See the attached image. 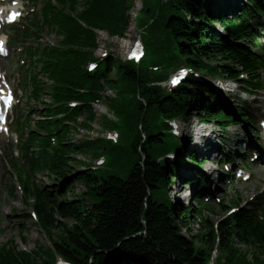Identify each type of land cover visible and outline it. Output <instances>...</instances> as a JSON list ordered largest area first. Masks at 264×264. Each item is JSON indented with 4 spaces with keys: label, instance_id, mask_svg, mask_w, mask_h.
<instances>
[{
    "label": "trees",
    "instance_id": "16d2710c",
    "mask_svg": "<svg viewBox=\"0 0 264 264\" xmlns=\"http://www.w3.org/2000/svg\"><path fill=\"white\" fill-rule=\"evenodd\" d=\"M218 1L157 0L150 7L144 0L145 13H152L150 20H154L150 25L149 19L138 23L146 57L137 65L111 55L89 73L87 63L96 60L94 51L99 46L94 30L125 37L133 0H44L42 19L37 14L35 21L41 20L42 29L55 30L59 40L32 56L41 55L37 61L54 83V103L77 100L82 105L72 111L46 106L40 113L45 119L22 142V148L31 153L30 160L14 165L25 204L33 201L39 225L52 247L39 243L36 250L27 252L11 240L0 246V264H56L57 255L72 264H209L214 259L215 264H264V220L258 219L256 204L231 214L239 203L233 201L229 207L225 202L204 204L209 211L218 210L221 219L214 221L199 210L200 228L195 230L190 210L175 205L167 195L168 179L175 184L179 175L167 167L163 157L171 150L183 156L186 151L163 119L184 118L193 111L200 121L214 123L224 133L231 124L251 119L247 109L228 108L210 85L205 87L193 76L168 93L158 84L164 78L155 76L150 67L183 64L203 76L240 84L244 80L239 76L248 74L254 84L244 83L246 88L264 81V48L250 23L264 15L262 0H235L236 8L228 15L217 10ZM32 25L40 35L42 30ZM28 32L24 37L32 36ZM32 81L39 100L43 82L37 76ZM106 87L117 93L114 106L120 122H111L108 129L120 130L119 143L104 138L76 143L70 137L53 148L51 136L67 130L71 136L73 123L83 116L95 117L93 104L104 101ZM78 152L93 153L95 158L107 155L109 162L100 171L71 170ZM190 154V162L202 167L205 161L195 152ZM184 168L192 171L190 166ZM39 173L54 178L51 190L35 183ZM190 176L195 193L207 188L201 171L193 170ZM77 182L85 185L86 192L69 199ZM11 188L13 196L17 189L13 184ZM19 216L25 223L31 218L28 212ZM27 230L24 227L22 232Z\"/></svg>",
    "mask_w": 264,
    "mask_h": 264
},
{
    "label": "rangeland",
    "instance_id": "374dc122",
    "mask_svg": "<svg viewBox=\"0 0 264 264\" xmlns=\"http://www.w3.org/2000/svg\"><path fill=\"white\" fill-rule=\"evenodd\" d=\"M148 5L150 7H154L156 5L157 0H147ZM145 4V6H144ZM146 3H144V0H133V8L128 12L130 16L132 17L131 25L127 31V36L123 40H118L117 38H101V36L98 38L99 40V49L95 52V57H100V52L103 50L102 48H108L110 51H113L116 53L117 56L124 59L125 55V46H130L133 42H135V39H138V35L140 34L142 36V32H140L137 27L139 22H145L147 19L150 20L152 17V13L148 16L145 13V7H147ZM147 11V10H146ZM154 20L149 21V25ZM15 28H23V25L14 26ZM220 28L219 26H217ZM14 32H11V38L14 36ZM42 41L37 42L35 40L24 42L27 48H37L39 45H56L58 41V36L52 32L51 29L45 30L42 32L41 35ZM132 40V41H129ZM15 51V50H14ZM16 53V51H15ZM26 59V58H25ZM10 62H13V60H10ZM3 66L5 69H7L9 76L11 77L12 81L15 82V84H18V74L17 71H23L21 70L20 65L16 64V67L11 68L9 66V63L7 61L3 62ZM88 68V67H87ZM24 73V71H23ZM25 74V73H24ZM22 76V74H21ZM42 77V76H41ZM44 78V77H43ZM209 78V76L204 75V80L202 81L204 86L206 87V83L210 85L211 87H216V81L214 83ZM169 83L165 84V86H168ZM164 86V83H163ZM225 93L223 94L226 96L227 105H243L246 108L250 110V113H253L254 110H256L258 107H264V97H262V93L256 94L257 100L255 99L254 95L251 94V96L244 93L237 84L233 82H229L228 86H225ZM19 94L20 87H17ZM30 90V89H29ZM219 96H221L222 93L217 92ZM103 98L104 101H101L99 103L93 104V109L95 112V117L93 119L88 118L87 116L81 117L76 123L72 124V130H71V136L69 131L62 132L61 135L58 136V139L61 142L67 143L69 139L72 138V141L77 143H83L84 141H95L99 138L106 139L107 133L111 131V129H108L111 122H115L118 117H116V105L114 106V100L117 98V93L112 88L106 87L103 92ZM256 100L255 102H252L253 100ZM41 100L44 103L51 102L50 96L48 93H43ZM26 102L21 106V108L25 109V113L28 114V110L26 109ZM29 106V105H28ZM43 105L41 104L38 106V109L40 111L43 110ZM193 112V111H192ZM190 113L187 117H184L183 120L179 122L180 125H182L183 121L186 122L188 119L191 123L197 122V117ZM40 117L37 112L31 117V119H34L35 121ZM33 126V125H32ZM212 129H215L216 135H214L210 141L212 142V148H205L203 144L204 140H199L200 145L197 144L201 151V155L199 156L200 160H204L205 164L201 168L202 173H204L208 180L211 183V192L214 193H221L222 195H219L220 197L225 198L226 206H229V202H242V207L247 206L246 201L250 200L251 198L259 195L261 204H264V181L262 180L264 178V169H260V165L258 164H252L251 169L253 173V177L248 182H238L234 181L231 186L222 184L220 182V177L218 173L219 164L218 161L222 158L220 155L219 149L220 147H223L226 149V151H237L240 155H245L247 153L248 148L250 145L255 142V135L254 132H249L248 128L246 126H231L228 129V133L225 135H222L219 128L213 127ZM71 137V138H70ZM7 139V138H6ZM206 141V140H205ZM196 144V143H195ZM215 150V151H214ZM187 157V156H186ZM185 157V158H186ZM74 161L70 163V166L73 168L71 170L74 171H83L87 169H91L92 167L97 166V158L94 157L93 153H82L78 152L75 156ZM211 170L214 172L213 179L208 174V171ZM2 178V184L1 188L4 192L0 195L1 200V207H0V225L4 229V232L1 234L0 237V245L3 243H6L9 240H16V243L20 247V249H24L27 252H31L33 250L37 249L38 244L40 243L44 247H52V244L48 237L45 235L41 227L39 226L38 220L36 218H32L31 220H28L26 223L22 222V218L19 217L21 212L23 210H28L31 214L32 208L28 207L26 208V205L22 198L20 197L19 193H14L13 197H10L8 193H6L7 190H10V184L12 182V179L8 175H4L2 168L0 167V180ZM35 182L40 185L42 188L45 186L48 187L49 190L54 187L53 181L51 180V177H48L46 174H38L36 177ZM57 185L61 186L62 182L57 183ZM168 190L170 188L171 194L168 195L171 199H173L174 194L176 196H179V199H182V206L189 208L191 211L192 216V227L195 230H199V223L200 218L195 210L198 209V206L196 202L189 197V191L190 187H185L179 180L175 182V184L170 181V183L167 182ZM69 186V185H68ZM65 188H63V192H65ZM86 192V187L81 182H77L73 185L72 190L69 192L68 196L69 199L72 198V195H80ZM175 196V197H176ZM89 204V203H88ZM195 211V212H194ZM214 211H208L203 210V216L208 217L210 216L212 220L217 221L218 219H221L220 216H215L213 214ZM19 224H23V226L27 227L26 234H23L22 228L19 227ZM185 229V228H184ZM185 235H189V232L183 231ZM24 236H26V240H24ZM239 247L243 250H247L248 247L246 246H240ZM252 249H249V252H251ZM254 256V254H253ZM217 257V254H214V258ZM230 262V261H229ZM228 262V263H229Z\"/></svg>",
    "mask_w": 264,
    "mask_h": 264
},
{
    "label": "bare ground",
    "instance_id": "6f19581e",
    "mask_svg": "<svg viewBox=\"0 0 264 264\" xmlns=\"http://www.w3.org/2000/svg\"><path fill=\"white\" fill-rule=\"evenodd\" d=\"M218 88H222V86H220V84H217L216 85ZM212 89V91L213 92H217L216 90H217V88L216 87H212L211 88ZM221 97H223V96H221ZM213 102V101H212ZM188 122H190V120L188 119ZM194 126H195V124H193ZM212 148V143L211 142H209V143H207L206 145H205V148ZM215 151V150H214ZM208 174L210 175V177L213 179V175H214V172L213 171H211V170H209L208 171Z\"/></svg>",
    "mask_w": 264,
    "mask_h": 264
},
{
    "label": "snow or ice",
    "instance_id": "6c2138e0",
    "mask_svg": "<svg viewBox=\"0 0 264 264\" xmlns=\"http://www.w3.org/2000/svg\"><path fill=\"white\" fill-rule=\"evenodd\" d=\"M16 15H19V13H12L10 16V19L14 18ZM133 55H135V53ZM11 100H12V97H11V93L9 91V93L7 95V104L9 107L11 106Z\"/></svg>",
    "mask_w": 264,
    "mask_h": 264
}]
</instances>
